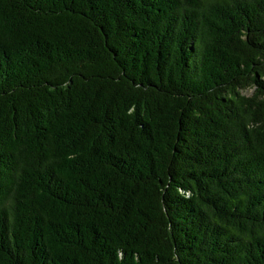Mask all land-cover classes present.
Returning <instances> with one entry per match:
<instances>
[{"label":"trees","instance_id":"obj_1","mask_svg":"<svg viewBox=\"0 0 264 264\" xmlns=\"http://www.w3.org/2000/svg\"><path fill=\"white\" fill-rule=\"evenodd\" d=\"M0 264H264V0H0Z\"/></svg>","mask_w":264,"mask_h":264}]
</instances>
